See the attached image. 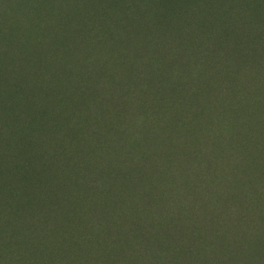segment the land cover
I'll use <instances>...</instances> for the list:
<instances>
[{
    "label": "rangeland",
    "instance_id": "374dc122",
    "mask_svg": "<svg viewBox=\"0 0 264 264\" xmlns=\"http://www.w3.org/2000/svg\"><path fill=\"white\" fill-rule=\"evenodd\" d=\"M165 237L264 264V0H0V264Z\"/></svg>",
    "mask_w": 264,
    "mask_h": 264
},
{
    "label": "trees",
    "instance_id": "16d2710c",
    "mask_svg": "<svg viewBox=\"0 0 264 264\" xmlns=\"http://www.w3.org/2000/svg\"><path fill=\"white\" fill-rule=\"evenodd\" d=\"M229 196H232V194H229ZM10 209H12V208L11 207L5 208V215L7 216V220L8 221H12L13 220V216H14V213L12 214ZM20 217H22V214L20 215ZM21 220L22 221H28V219L26 217L21 218ZM17 221H20V219L18 218ZM32 222L36 223L38 225L37 222H34V221H32ZM244 223H246V215L245 214H241V217L238 219V223H233V225L235 227L237 225V227L239 229V228L243 227ZM164 225H165V221L161 222V226H164ZM22 235L23 234L17 233V237L19 239L21 238ZM177 235H178V233H177ZM13 236H14L13 234L9 235V234L6 233V238L5 239H10ZM177 238L180 239V236L177 237ZM168 239H169L168 237H165V238H163L162 240H159V241L158 240H150L148 243H146L144 240H139L138 245L136 246V248L141 250L143 244L145 243L148 246V249L141 251L140 252L141 255L138 256V257L134 256V254L131 253L129 255V258L131 260H133L134 262H138L139 264H147V263L148 264H157L156 257L158 259V256L162 255L163 251H165L168 248V245H167V244H169ZM15 243L19 244V242L17 240H15L13 244H15ZM149 247H152V249L150 250ZM0 248H1V245H0ZM209 249H210V247H209ZM147 250H150V254L149 255H144ZM191 254H192V252H191ZM142 256H143V258H140ZM24 258H25V256L23 254V256H21L18 259L19 262L22 261ZM140 260H143V261H140ZM206 263L207 262H202L201 264H206ZM211 263H212V261L210 262V264ZM172 264H177V263H172ZM180 264H183L182 261L180 262Z\"/></svg>",
    "mask_w": 264,
    "mask_h": 264
}]
</instances>
